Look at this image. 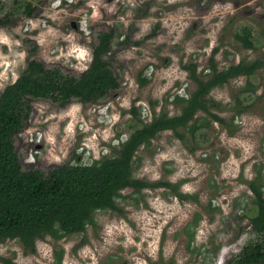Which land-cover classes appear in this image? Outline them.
Returning a JSON list of instances; mask_svg holds the SVG:
<instances>
[{"label": "clouds", "instance_id": "obj_1", "mask_svg": "<svg viewBox=\"0 0 264 264\" xmlns=\"http://www.w3.org/2000/svg\"><path fill=\"white\" fill-rule=\"evenodd\" d=\"M7 15L18 19L0 23V94L37 56L85 74L100 25L117 28L104 59L115 52L122 63L118 87L92 102L69 97L60 110L32 103L31 124L17 133L32 145L26 164L99 168L137 142L125 182L76 226L53 219L30 234L0 230V264H238L246 247L264 244L250 223L258 215L253 186L264 193V112L236 105L237 96L245 105L264 98V0H0V18ZM129 26L147 47L115 51ZM236 34L251 46L239 47ZM209 59L217 70L256 65L229 77L236 92H207L220 106L212 114L227 123L204 114L197 123L208 127L195 135L191 120L168 125L191 100L192 65L207 79Z\"/></svg>", "mask_w": 264, "mask_h": 264}, {"label": "trees", "instance_id": "obj_2", "mask_svg": "<svg viewBox=\"0 0 264 264\" xmlns=\"http://www.w3.org/2000/svg\"><path fill=\"white\" fill-rule=\"evenodd\" d=\"M34 11L36 10L31 5L25 7L27 15H32ZM15 22L16 18L10 15L0 18V23ZM114 35L115 32L111 29L97 33L94 45L96 58L85 74L77 77L64 74L61 69L48 68L44 62L35 58L17 85L0 94V230L30 234L53 219H61L65 227L76 226L91 205L107 202L108 194L125 182L129 153L136 140L128 148L121 150L116 160H105L99 168L65 166L47 172L23 170L14 147V137L25 128L29 120L30 104L33 100L50 99L60 106H65L69 97L92 102L107 90L118 87L119 82L111 69L110 57L108 60L104 59ZM235 39L242 48L251 46L247 34H236ZM121 44H126L125 40ZM210 65L213 72L207 79L199 77L195 73V65H192L191 81L195 83V89L191 92V100L187 104L179 105L183 109V116L167 122L168 125L183 126L191 120L190 131L195 135L199 127H208L206 120L203 125L197 123L204 114L226 124L225 119L212 114V109L217 105L210 102L207 92L227 84L234 73L253 72L256 65L246 66L242 63L239 67L228 70H217L212 60ZM236 105L241 112H246L249 108L248 104H241L239 96ZM163 126L166 124L156 125ZM150 134L151 130L146 129L140 136ZM253 190L255 198L251 204L258 209V215L250 223L256 232L264 235V197L255 186ZM262 249L264 244L246 247L238 264H257L258 259H264Z\"/></svg>", "mask_w": 264, "mask_h": 264}, {"label": "rangeland", "instance_id": "obj_3", "mask_svg": "<svg viewBox=\"0 0 264 264\" xmlns=\"http://www.w3.org/2000/svg\"><path fill=\"white\" fill-rule=\"evenodd\" d=\"M106 18H114V17H106ZM16 19H18V18H16ZM70 26L75 27V21H72ZM109 29L113 30L115 32V34H117V28H116V26L100 25V26L96 27L94 30H95L96 33H98L100 31H107ZM120 31H124V32L127 33L126 39H125L126 44L118 43L117 44V48H116L115 51H121L122 49H125L128 46H130V45H139L141 47H147V44L143 40H141V41H133L131 39V34H132V31H133V28L131 26H129L128 29H120ZM153 34H155V33H153ZM95 43H96V37H94V39H93V46L95 45ZM238 46L239 47H242L239 42H238ZM114 57H115V52H113L112 56H110V60L109 61H110V65H111L112 71L114 72V74H116L117 73V69L122 66V63L120 61L115 60ZM36 59L42 61L39 56H37ZM210 60L211 59L208 60V63L209 64H210ZM214 63L216 65L217 62H214ZM46 67H48V68L57 67V68L61 69V71L64 74H72V75H74L76 77L80 75L79 73H77L74 70L64 69L62 66H58V65H46ZM221 70H223V69H221ZM199 77H201V76H199ZM224 88H227L231 92H236L237 91L231 85L230 81L227 84H224L221 87L215 88L214 90H220V89H224ZM194 89H195V83L192 81L191 92H193ZM43 100H46L56 110H60V109H62L64 107V106H60L58 103L53 102L50 99H43ZM34 101L35 100H33L31 102V104H30L31 105V112L30 113H34V109L32 108V103ZM248 105H249V108H248V110L245 113L256 112L258 110L261 111V112H264V98H259V99L255 100V101L249 103ZM219 107L220 106L217 105L216 108H213L212 109V112L215 111V110H217V109H219ZM199 115H201V114H199ZM225 121L227 123V119H225ZM30 124H31V119L29 117V120L27 121V124H26L25 127L29 126ZM203 134L205 136H207L210 133L209 132L201 133V136ZM14 147H15V151H16V153L18 155V158H19V163H20V165H21V167H22L23 170L33 169V170H39V171H42V172H47L48 170L53 169V167H49L45 162L40 161V160H38L36 164H26L25 163L26 156L32 150V145L29 144V143H26L21 136L16 135L14 137ZM34 147L36 149H39L41 147V145L37 144ZM263 197H264V193H263Z\"/></svg>", "mask_w": 264, "mask_h": 264}]
</instances>
